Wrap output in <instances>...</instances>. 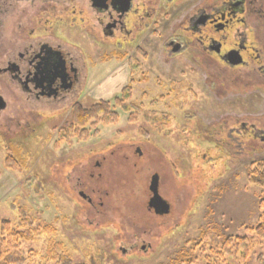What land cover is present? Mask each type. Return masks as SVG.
Returning a JSON list of instances; mask_svg holds the SVG:
<instances>
[{"label": "rangeland", "instance_id": "obj_1", "mask_svg": "<svg viewBox=\"0 0 264 264\" xmlns=\"http://www.w3.org/2000/svg\"><path fill=\"white\" fill-rule=\"evenodd\" d=\"M67 24H58L55 33L60 36L61 27ZM76 30L81 38L63 40L79 47L88 61L85 94L89 96L84 95L79 103L88 108L95 103L94 97L100 98L98 94H104L107 102L120 99V90L126 86L125 63L112 58L116 51L110 42L93 43L83 29ZM144 39L147 47L151 40L148 36ZM141 62L143 73L133 75L128 86L129 107L125 108L135 113L129 116L128 111L113 107L116 123L99 127L97 135L78 139L63 138L60 133L59 139L55 130L68 119L62 116L41 125L31 136L25 134L21 150L6 148L0 137V219L15 227L20 219L18 208H22L35 220V226L49 227L31 241L22 242L29 256L25 264H45L50 244H60L57 252H65L74 264H170L181 251L190 255L191 249L199 256L195 264H203L206 256L215 257L208 252L215 247L211 238L215 243L222 236H242L243 228L259 222L258 202L264 199V189L248 183L245 165L248 161L264 163V154L255 156L251 151L250 158L242 159L235 149L230 154L239 158L231 161L227 159L229 150L217 152L209 137L219 131L211 126L216 121L226 119L231 128L236 117L225 116L230 109L227 101L194 99L187 83L177 78L178 68L164 73L162 79L161 74L157 78V71L148 77L149 65L165 71L158 56L149 51L148 61ZM40 119L43 117L35 118L34 123ZM138 146L142 156L136 158ZM13 149L19 151L20 157L15 159L20 164L6 161L9 155L15 156ZM103 152L108 160L106 174L116 173L119 178L107 175L100 185L88 180V189L95 190L92 195L100 193L106 206L101 215L91 212L88 216L81 200L71 192L77 176L64 172ZM112 153L118 155L113 158ZM112 167L114 170H108ZM154 171L163 177L160 194L170 206L168 214L160 216L147 211L149 193L142 182ZM85 216L90 221H85ZM203 231H208L204 239ZM28 251L33 252L29 255ZM257 254L255 250L246 261L224 257L216 262L256 264Z\"/></svg>", "mask_w": 264, "mask_h": 264}, {"label": "flooded vegetation", "instance_id": "obj_2", "mask_svg": "<svg viewBox=\"0 0 264 264\" xmlns=\"http://www.w3.org/2000/svg\"><path fill=\"white\" fill-rule=\"evenodd\" d=\"M58 24L69 25L61 27L60 36L55 33ZM76 28L83 29L93 43L113 45L112 58L126 65V86L120 94L127 90L123 95L128 101V86L134 74L143 73L141 61H148L149 51L158 56L165 71L149 65L147 76L157 71L162 79L164 73L178 68L177 78L187 83L194 99L227 101L230 109L225 116L236 118L231 128L226 119L227 123L211 125L219 130L209 136L212 148L229 150L231 161L239 158L230 154L235 149L242 159L250 158L251 151L255 156L264 154V0H0V98L4 102L0 120L5 122L0 125V137L6 148H24L25 134L31 136L46 122L67 116L55 130L60 139L73 108L82 106L79 101L89 96L85 94L86 56L63 40L81 38ZM145 36L151 40L147 47ZM96 96L100 98L94 97V104L106 101L104 94ZM119 109L129 116L135 113L132 108ZM135 150V157H141L140 146ZM107 161L103 152L64 172L77 176L71 192L88 216L91 212L101 215L106 208L100 193L92 195L95 190L88 189V180L100 185L107 175L117 176L106 174ZM245 166L247 174L251 163ZM155 177L161 197V173L142 178L149 193L147 211L153 213L148 202ZM84 220L90 221L87 216Z\"/></svg>", "mask_w": 264, "mask_h": 264}, {"label": "trees", "instance_id": "obj_3", "mask_svg": "<svg viewBox=\"0 0 264 264\" xmlns=\"http://www.w3.org/2000/svg\"><path fill=\"white\" fill-rule=\"evenodd\" d=\"M125 92H127V90L124 89L120 99L116 97L110 102L101 101L88 108L76 105L73 108L71 120L60 130L62 137L67 138L73 136L79 139V137L81 138L82 136V138L85 139L97 135L99 127H107L116 123L117 114L113 109L115 107L123 109L129 107V105H127L128 96L123 95ZM13 150L15 156L9 155L6 161L8 163L12 162L14 165L20 164L15 159L20 157L18 155L19 151ZM217 150L220 153V149L218 148ZM246 176H248V183L250 185L264 189L263 162L259 161L252 163ZM258 204V210L261 213L259 222L254 226L243 228L244 235L242 236H222L220 237V241H217L219 242L218 244L217 242H215L216 244L212 242L214 240L211 238V244H214L215 247L214 249H209L208 252H212L215 257L206 256L203 259V264H216V260H223L224 257H235L239 260L242 259L246 261L251 258L252 254L254 255L255 250H258L256 264H264V199H261ZM18 209L20 219L15 227H13L9 221L0 219V264L27 263L29 256L26 255V252L22 249V242L31 241L35 234L38 232L42 233V230H47L49 228L48 226L38 228L35 226V220L30 218L25 210L22 208ZM206 236H208V231H203L201 238L204 239ZM187 244L190 245V242ZM50 247H52V249L48 252L50 255L44 259L46 260L45 264H50V262L55 264H74L70 256L65 254V252H57V248L61 249L60 244H57V246L50 244ZM28 252L30 255L33 251ZM201 252L203 254L202 250ZM196 254V251L193 252V249H191L190 255L185 254V251H181L173 261L178 264H195V261H199L197 259L199 256H196ZM91 262L94 263L93 259ZM174 263L171 262L170 264Z\"/></svg>", "mask_w": 264, "mask_h": 264}, {"label": "water", "instance_id": "obj_4", "mask_svg": "<svg viewBox=\"0 0 264 264\" xmlns=\"http://www.w3.org/2000/svg\"><path fill=\"white\" fill-rule=\"evenodd\" d=\"M3 107H4V102L0 98V109ZM149 190L152 196L148 202V207L152 209L156 215L168 214L169 212L168 204L158 195L156 177L152 179Z\"/></svg>", "mask_w": 264, "mask_h": 264}]
</instances>
